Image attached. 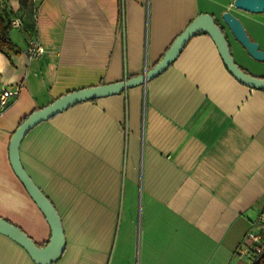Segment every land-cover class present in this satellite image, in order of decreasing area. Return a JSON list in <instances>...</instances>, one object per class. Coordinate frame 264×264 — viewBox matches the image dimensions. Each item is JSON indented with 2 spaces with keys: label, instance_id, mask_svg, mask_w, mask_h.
<instances>
[{
  "label": "crops",
  "instance_id": "0c3cea01",
  "mask_svg": "<svg viewBox=\"0 0 264 264\" xmlns=\"http://www.w3.org/2000/svg\"><path fill=\"white\" fill-rule=\"evenodd\" d=\"M3 3L23 27L9 35L18 53H0V91L18 88L0 110V218L40 246L49 224L7 154L31 112L141 75L201 13L224 30L237 66L264 78V63L221 21L229 11L264 50V14L236 11L233 0H39L25 11ZM34 38L43 53L28 59ZM18 153L62 223L64 252L51 264H252L237 249L264 209V90L238 83L203 32L144 86L35 126ZM0 264L33 263L0 235Z\"/></svg>",
  "mask_w": 264,
  "mask_h": 264
},
{
  "label": "water",
  "instance_id": "95a60500",
  "mask_svg": "<svg viewBox=\"0 0 264 264\" xmlns=\"http://www.w3.org/2000/svg\"><path fill=\"white\" fill-rule=\"evenodd\" d=\"M231 7L236 11L250 15L264 14V0H233ZM221 21L224 28L230 32L232 38L243 47L249 58L264 63V50L260 49L258 43L250 39L240 19H237L229 11H224L221 14ZM199 32H203L210 37L226 70L238 83L254 90H264V78L253 77L237 66L231 56L230 46L225 38L224 30L220 29L213 16L201 13L172 41L169 49L160 60L152 68L145 69L141 75L113 82L112 84L85 87L84 89L74 90L61 95L48 105L43 106V108L31 112L15 128L8 145L9 165L16 179L21 182L27 196L34 202L46 223L49 224L50 238L45 246L37 245L21 229L2 218H0V235L8 237L21 247L28 254L33 264H51L58 260L64 252L65 237L56 209L53 208L48 198L42 194L35 183L30 180L21 166L18 150L25 135L35 126L70 109L71 106L100 98L112 97L124 93L130 88L144 86L148 81L156 78L157 75L170 67L182 52L184 45Z\"/></svg>",
  "mask_w": 264,
  "mask_h": 264
},
{
  "label": "built area",
  "instance_id": "2783aa9c",
  "mask_svg": "<svg viewBox=\"0 0 264 264\" xmlns=\"http://www.w3.org/2000/svg\"><path fill=\"white\" fill-rule=\"evenodd\" d=\"M10 25L15 29L22 28L21 22L18 19L11 20ZM24 53L27 54L28 59H36L43 52L38 41L34 38L29 40ZM17 92L18 88H15L14 91L4 89L0 91V110L7 107L9 99L14 97ZM241 243L237 249L238 255L250 258L252 264H257L262 256H264V209L261 210L255 221L252 222V228L248 230Z\"/></svg>",
  "mask_w": 264,
  "mask_h": 264
},
{
  "label": "trees",
  "instance_id": "16d2710c",
  "mask_svg": "<svg viewBox=\"0 0 264 264\" xmlns=\"http://www.w3.org/2000/svg\"><path fill=\"white\" fill-rule=\"evenodd\" d=\"M20 10H31L32 7H34L36 4H38L39 0H17ZM11 11H7L5 9V3H3V0L0 1V53L3 54L8 60H10L12 54L18 53V50L13 43V41L10 39V31H11ZM22 25V22H21ZM219 26V25H218ZM23 27V25H22ZM33 26L28 27V30H32L34 32ZM26 29V28H25ZM221 29V28H220ZM28 30L26 32L28 33L29 37H32V32L30 33ZM257 264H264V256L258 261Z\"/></svg>",
  "mask_w": 264,
  "mask_h": 264
},
{
  "label": "rangeland",
  "instance_id": "374dc122",
  "mask_svg": "<svg viewBox=\"0 0 264 264\" xmlns=\"http://www.w3.org/2000/svg\"><path fill=\"white\" fill-rule=\"evenodd\" d=\"M110 259H111V257H110Z\"/></svg>",
  "mask_w": 264,
  "mask_h": 264
}]
</instances>
